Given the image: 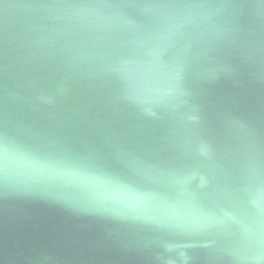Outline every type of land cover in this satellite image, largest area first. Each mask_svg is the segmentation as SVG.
Returning <instances> with one entry per match:
<instances>
[{"label":"water","instance_id":"95a60500","mask_svg":"<svg viewBox=\"0 0 264 264\" xmlns=\"http://www.w3.org/2000/svg\"><path fill=\"white\" fill-rule=\"evenodd\" d=\"M0 264H264V0H0Z\"/></svg>","mask_w":264,"mask_h":264}]
</instances>
